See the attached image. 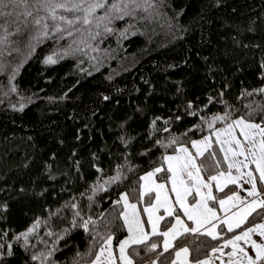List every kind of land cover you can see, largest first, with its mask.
Returning <instances> with one entry per match:
<instances>
[{"label": "trees", "instance_id": "obj_1", "mask_svg": "<svg viewBox=\"0 0 264 264\" xmlns=\"http://www.w3.org/2000/svg\"><path fill=\"white\" fill-rule=\"evenodd\" d=\"M128 24L120 37L32 41L31 54L24 38L13 46L20 51L0 57L5 69L0 71V264H39L31 257L54 242L50 259L73 264V257L83 255L93 241L94 250L103 242L81 223L100 213L104 216L96 227L113 235L116 248L127 228L119 215L122 202H113L127 192L147 220L142 209L151 201L139 199L140 177L161 163L167 167L161 157L175 150L169 137L189 146L212 131L207 122L213 114L228 111L233 118L247 113L249 104H264V0H156L151 19L132 23L124 18L116 27ZM69 45L70 54L59 51ZM53 52L55 62H45ZM224 123L216 121L213 128ZM216 149L213 143L205 151L209 171L204 178L215 167L210 153ZM118 165L120 179L105 186L104 178L114 176ZM154 177L169 184L163 170ZM230 187L220 191L225 195ZM72 203L81 213L75 225ZM258 213L245 223L258 221L264 214ZM168 220L160 222L161 233L149 237L158 243L156 250L145 251L147 242L129 245L133 264L151 258L170 264L176 247L187 243L194 254L197 242L203 244L202 258L219 243L206 234L196 240L189 234L165 251L162 231L170 226ZM34 222L25 241L18 234Z\"/></svg>", "mask_w": 264, "mask_h": 264}, {"label": "snow or ice", "instance_id": "obj_2", "mask_svg": "<svg viewBox=\"0 0 264 264\" xmlns=\"http://www.w3.org/2000/svg\"><path fill=\"white\" fill-rule=\"evenodd\" d=\"M155 6L156 0H0V57L10 51H20L13 46L24 38L30 41L28 47L31 54L35 50L34 43L31 42H42L48 37L57 41L68 38L79 43L89 37L95 39L108 33L124 36L131 25L120 29L116 27L117 22H123L124 18L130 19L132 23L137 19H151L155 14ZM138 10L145 15H140ZM13 35L16 39H13ZM87 46L86 44L85 47ZM70 48L71 45L59 51L70 54ZM55 55L53 52L45 56V62H55ZM19 67V64L13 67L9 73L10 80L15 77ZM4 70L3 65H0V71ZM15 88V84H10L11 90L14 91ZM19 107L23 108L24 105L20 104ZM247 107L248 112L235 119H231L228 111L213 114L211 122L202 117V121L207 122V127L214 130V139L211 134L201 139H192L189 147L179 142V137H169L167 143L174 144L175 150L165 152L161 157L162 161L167 162V167L161 163L140 177L142 183L139 199L147 198L151 201L142 209L147 213V220L142 219L141 209L129 199L128 193L121 192L120 199L113 203L122 202L123 210L119 215L123 217L128 235L119 241V256L113 252V235L107 229L101 233L96 227L100 217L104 216V213H100V217L89 215L81 223L93 237L102 236L103 242L99 244L98 250H94L96 244L93 241L83 255L77 253L73 257V264H118V261L133 264V256L128 251L129 245L147 242L145 251L156 250L158 243L155 239L149 240V237L161 233L160 222L164 217H169L167 223L170 224L162 231L165 251L173 248V241L177 237L189 234L193 235L194 240L201 234L213 239L219 238V243L209 250L211 255L202 258L199 257L200 248L203 247L200 242L196 243L194 254L187 243L176 247L170 264H177V261L179 264H264V219L257 223H245L253 212L259 210V213H264V191H261L264 188V104L257 102L255 107L251 104ZM258 115L259 119L256 118ZM216 121L225 123L223 127L213 128ZM213 143L219 145V152L223 155L218 156L215 150L210 153L215 167L205 179L203 173L209 171L208 165L204 163L205 150L211 148ZM121 167L117 166L114 176L104 178L105 186L110 180L120 179ZM162 170L167 180L171 181L170 189L165 181L157 182L154 179V173ZM244 181L249 186L245 187ZM227 185L238 186V190L228 191L224 195L220 190L227 191ZM214 188L217 194H214ZM95 190L93 186V191ZM241 190L245 195H241ZM170 191L175 193V202L169 195ZM189 198L194 202L189 203ZM217 201L218 207H213L212 204ZM70 207L75 210L72 217V224L75 225L81 213L77 204L72 203ZM161 209L163 215L160 214ZM180 210L182 212L176 214ZM173 216L174 220L171 219ZM146 223L151 225V231L146 230ZM34 226L35 222L18 235L27 241L28 233L33 232ZM240 226H243L242 230ZM233 230L234 235L231 234ZM225 232L229 234L226 236ZM63 234L58 233L57 238ZM254 234H258V238H254ZM229 246L230 250H226ZM54 251L55 242L53 248L46 252L42 250L33 255L31 260L38 261L39 264H58L50 259ZM3 255L0 251V256ZM151 264H157V260L151 261Z\"/></svg>", "mask_w": 264, "mask_h": 264}, {"label": "crops", "instance_id": "obj_3", "mask_svg": "<svg viewBox=\"0 0 264 264\" xmlns=\"http://www.w3.org/2000/svg\"><path fill=\"white\" fill-rule=\"evenodd\" d=\"M237 116H240V115H237ZM237 116H235V117H233V118H231V119H235ZM228 122H230V121H228ZM223 125L224 124H222V125H220V126H218V127H223ZM217 127V128H218ZM208 135L209 134H211V136H212V138L214 139L215 138V132H214V130H212L210 133H207ZM237 134L239 135V132H237ZM215 144V143H214ZM189 147H190V145H189ZM215 148H217L216 150L219 152V145L218 144H215ZM208 149H206L205 151H207ZM222 153H220L219 152V154H218V156H220V157H222ZM226 170V169H225ZM205 179H207V178H205ZM214 183V182H213ZM244 183V186L245 187H247V186H249V185H247V182L246 181H244L243 182ZM231 186V185H230ZM168 188L170 189V182H169V184H168ZM214 190H216L215 188L213 189V191ZM236 190H238V186L237 187H233V186H231L230 187V190L229 191H236ZM261 191H264V188H261ZM228 194V192L225 194V195H227ZM169 195L171 196V197H173V201H174V197H175V193H172L171 191L169 192ZM241 195H245V193L241 190ZM154 200V199H153ZM175 202V201H174ZM192 202H194L193 201V199H191V198H189V203H192ZM212 206L213 207H218V201L215 203V204H212ZM177 207H178V205H177ZM180 212H182V210H180ZM262 219H264V214L261 216V218L258 220V221H256V222H254V223H257V222H259L260 220H262ZM174 220V219H173ZM191 226V225H190ZM150 226H149V224H148V228H146V230H148V231H150V228H149ZM127 234V233H126ZM254 238H258V234H254ZM121 240V239H120ZM119 240V241H120ZM118 245H119V243L117 244V246H116V248H114L113 247V252H114V254L116 255V256H119V251H118ZM113 246V245H112ZM226 250H230V246H229V248L228 249H226ZM208 255H211V253H209ZM151 261H153V260H151ZM151 261H149V262H147V264H151ZM118 262H120V261H118ZM120 263H122V262H120ZM146 264V263H145ZM177 264H179V261H177Z\"/></svg>", "mask_w": 264, "mask_h": 264}, {"label": "rangeland", "instance_id": "obj_4", "mask_svg": "<svg viewBox=\"0 0 264 264\" xmlns=\"http://www.w3.org/2000/svg\"><path fill=\"white\" fill-rule=\"evenodd\" d=\"M206 135H208V134H204V135H202V136H199V137H197V138H195V139H201L203 136H206ZM165 164H166V166H167V162L165 161ZM154 175H155V173H154ZM154 179H156L155 177H154ZM157 180V179H156ZM157 182H159L158 180H157ZM169 182H170V188H171V181L169 180ZM141 183H142V181H141ZM141 185V184H140ZM168 186V185H167ZM153 192H155V190L153 189ZM154 199H155V196H154ZM146 213V212H145ZM146 218H147V213H146ZM149 228H150V231H151V225L149 224ZM126 235H128V232H127V234H125L124 236H126ZM123 236V237H124ZM123 237L121 238V239H123ZM119 243V242H118ZM112 245H113V243H112ZM162 246H163V241H162ZM118 251H119V248H118ZM151 260H155L154 258H151V259H149L148 261H146V262H149V261H151ZM145 262V263H146ZM144 263V264H145Z\"/></svg>", "mask_w": 264, "mask_h": 264}]
</instances>
